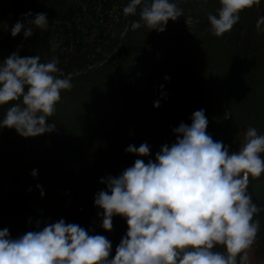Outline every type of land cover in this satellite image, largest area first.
Here are the masks:
<instances>
[{
	"label": "trees",
	"instance_id": "1",
	"mask_svg": "<svg viewBox=\"0 0 264 264\" xmlns=\"http://www.w3.org/2000/svg\"><path fill=\"white\" fill-rule=\"evenodd\" d=\"M127 2L0 0V60L13 51L39 55L41 61L55 56L72 83L46 120L55 131L25 138L15 129H0V229L7 227L12 238L38 230L36 220L42 228L63 218L110 240L111 258L127 224L115 215L111 230L100 226L97 213L103 209L94 205V195L106 189L101 177L119 175L137 158L154 160L162 145L175 141L172 128L190 124L201 108L207 133L230 152L238 150L249 126L264 134V31L255 27L264 0L241 11L221 36L212 34L207 20L219 0H176L183 14L169 19L163 32L143 22L132 30L139 16L122 14ZM29 10L46 13L48 28L13 37L10 28L17 20L23 23L21 14ZM157 99L160 105L154 107ZM7 106H0V117ZM145 142L148 157L125 152L129 144ZM32 169L38 170L35 178ZM248 192L259 209L249 254L254 264H264V174L249 177Z\"/></svg>",
	"mask_w": 264,
	"mask_h": 264
},
{
	"label": "clouds",
	"instance_id": "2",
	"mask_svg": "<svg viewBox=\"0 0 264 264\" xmlns=\"http://www.w3.org/2000/svg\"><path fill=\"white\" fill-rule=\"evenodd\" d=\"M258 3L219 0L216 14L207 16L212 34L230 31L240 12ZM137 13L132 30L143 22L149 30L163 32L169 19L175 21L183 9L176 0H128L122 14ZM21 16L23 23L17 20L10 28L13 37L23 30L28 38L37 29L48 28L44 12L29 10ZM255 27L264 31V15L257 18ZM57 65L55 56L41 61L39 55L22 57L18 51L0 60V106L8 105L0 117V129H15L25 138L55 131L56 125L46 120L53 116L61 91L72 87L71 74ZM168 79L166 75L164 80ZM159 105L160 99L153 101L154 107ZM230 118L226 111L223 119ZM190 120L172 128L175 141L162 145L154 160L145 163L137 158L119 175L100 178L106 185L94 195V205L103 209L97 213L100 226L111 230L115 215L127 224L111 258L110 240L61 218L42 228L36 220L38 230L16 238L7 227L0 229V264H251L249 250L259 230L253 217L259 209L248 184L250 176L264 174V134L249 126L238 150L230 152L229 145L207 133L203 108L194 111ZM125 152L148 157L150 146L129 144ZM37 174V169L31 170L33 178ZM36 187L43 196L42 187Z\"/></svg>",
	"mask_w": 264,
	"mask_h": 264
},
{
	"label": "rangeland",
	"instance_id": "3",
	"mask_svg": "<svg viewBox=\"0 0 264 264\" xmlns=\"http://www.w3.org/2000/svg\"><path fill=\"white\" fill-rule=\"evenodd\" d=\"M263 156H264V154H263ZM249 255H250V259H251V264H254L253 259H252V255L251 254H249Z\"/></svg>",
	"mask_w": 264,
	"mask_h": 264
}]
</instances>
